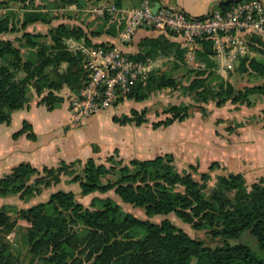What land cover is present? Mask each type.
Here are the masks:
<instances>
[{"label":"trees","instance_id":"16d2710c","mask_svg":"<svg viewBox=\"0 0 264 264\" xmlns=\"http://www.w3.org/2000/svg\"><path fill=\"white\" fill-rule=\"evenodd\" d=\"M40 1L42 7L17 11L9 4H34L35 0H0V34L19 33L35 23L50 24L54 19L49 7L54 4H79L78 0ZM237 1L240 0H221L217 7L225 9ZM114 5L119 8L121 0H114ZM106 33L117 35V31ZM100 34L59 24L46 36L24 32L15 39L18 47L12 41L0 40V123L8 125L12 112L28 106L31 91L41 97L39 103L48 110L64 102L57 95L64 87L73 96L77 95L86 81L84 56L80 51L70 50L66 41L73 40L83 47H108L91 42L90 37ZM42 37H48L50 44L37 40ZM138 47L139 51L130 57L142 65L156 61L168 51L182 60L185 52L163 36L144 38ZM21 49H34L35 60H23ZM204 58L208 63L207 54ZM236 71L240 75L254 74L263 82L237 88L223 79L208 82L202 71L189 84H183L173 77L151 72L143 82L135 83L127 99L142 102L155 91L181 90L196 103L213 102L221 108L227 102L250 106L251 96L264 97V52L243 58ZM165 114V120L152 123L153 129L182 122L190 116L186 105H173ZM137 115L136 110H131V116H114L112 121L121 126L147 123L144 117L136 119ZM24 133L35 139L26 123L13 138ZM219 167L213 163L207 172H198L189 166L182 173L176 168L173 156L165 154L149 160H130L128 166L118 170L119 179L109 182L106 177L116 172V168H107L93 159L84 164L82 177L74 172L73 164L61 163L56 169L38 171L28 163H21L0 179L1 198L38 195L42 188L56 185L62 175L70 174L82 196L112 190L123 203L142 209L147 217L173 214L191 229L205 230L224 244L212 249L189 237L168 219L156 224L129 213L120 214L118 207L110 202L101 209L91 202L88 208L76 202L72 192L59 190L46 203L20 208L14 213L8 206H0V231L9 233L17 225H23L28 244L21 259L9 251L6 243H0V264H264V185L258 182L247 186L243 176L235 173L219 175L210 184V173ZM78 225L87 231L83 237L77 234ZM136 230L143 233L136 237ZM236 240L240 241L228 243Z\"/></svg>","mask_w":264,"mask_h":264},{"label":"crops","instance_id":"0c3cea01","mask_svg":"<svg viewBox=\"0 0 264 264\" xmlns=\"http://www.w3.org/2000/svg\"><path fill=\"white\" fill-rule=\"evenodd\" d=\"M46 1L54 2L55 0ZM158 1L163 6L173 7L191 17L199 18L216 8L221 0H150L153 6ZM140 2L141 0H121L119 8L114 3L113 5L121 14V19H126L128 22L130 11L136 8ZM259 2L264 6V0H259ZM69 7H75V5ZM52 22L50 24L35 23L28 25L24 31L19 33L0 34V40L12 41L13 46L18 47L19 45L15 39L24 32L46 36L50 29L59 25H54ZM60 24L73 27L69 20H65ZM120 32L117 30L116 36L102 33L90 37L91 42L117 47L128 56H132L139 51L138 44L142 39L158 36L150 30L137 29L129 40L122 41L119 37ZM37 40L47 45L50 44L48 37ZM66 44L70 50L80 51L83 53L82 55L85 54L82 48H91L83 47L73 40H67ZM21 56L23 60L34 61L36 51L34 49H21ZM250 75L257 81L255 85L263 82L262 78L251 73ZM19 76H22V74H19ZM57 95L63 98L64 102L60 107L48 110L47 107L39 103L41 97L31 91L28 106L12 112L11 121L8 125L0 123V179L21 163H28L38 171H42L43 168L56 169L61 163L73 164L74 170L79 168L82 170L87 160L93 159L97 164H103L107 157H111L115 153L118 154L121 160L125 159L124 155H127L130 157L128 161L149 160L170 154L174 158L175 165L177 164L184 170H188L189 166H194L198 172H207L211 164L217 163L220 167L215 168L210 173L212 180L219 175L224 176L228 173H235L243 176L247 186L258 182H262L264 185V124L258 122L260 120L259 116H264V97L262 96L251 97L250 106L241 105L245 108L240 110L239 115L242 118L252 117L253 120L244 124L238 122L240 124L237 125L239 126L236 129L237 131L230 136L217 137L212 130L209 132L210 135L207 134L208 136L201 139V142L196 145L195 141L192 143L189 139V132L187 133L188 139L181 137L179 133L172 132L171 135H164L162 131L161 133L158 132L160 128L166 129L173 126L176 121L167 127L152 128L150 132L153 134L150 137L153 140L149 150L153 154L148 155L127 150V145L135 144V146L143 147L148 141L140 137L139 131H134L130 135L131 130L127 126L131 124L121 126L114 123L110 110H105L75 123L72 121L69 112V101L73 94L68 88L64 87ZM25 123L30 126L35 139H29L26 133L14 139L13 135ZM141 126H135L138 129H134L139 130ZM181 138L185 140L184 143H181ZM132 155L141 156L142 158L132 157ZM60 183L66 184V180H61ZM53 186L46 189L42 188L39 194L50 191ZM32 197L31 195L26 199ZM10 198L12 196L0 197V201ZM4 206H9V204Z\"/></svg>","mask_w":264,"mask_h":264},{"label":"rangeland","instance_id":"374dc122","mask_svg":"<svg viewBox=\"0 0 264 264\" xmlns=\"http://www.w3.org/2000/svg\"><path fill=\"white\" fill-rule=\"evenodd\" d=\"M79 4L75 7L64 6L59 3L54 4L49 7V13L53 17L54 25H58L65 20H69L73 26H81L86 32L94 31L106 33L110 31H117L119 28L124 27L125 20L121 19L122 16L118 12L103 11L98 13L101 5L112 6L114 0H78ZM102 2V3H101ZM43 3L40 0H36L34 4L31 3H17L12 2L9 6L17 11H22L24 8L32 7H42ZM158 36H163L170 42H175L179 45L180 49L185 50L181 59H176L174 52L168 51L166 54H161V56L153 62H148L144 65L145 70L140 71L139 75L140 81L143 82L144 78L151 72H155L157 76L173 77L176 80L183 82V84H189L197 75V73L204 71L205 76L208 77V82L216 83L219 80H227L237 88H243L245 86H253L257 84L250 74L240 75L237 73V68L240 64L242 58H239L235 62H227L223 59L216 57L215 52L210 43L204 45L202 41H197L193 47H188L181 40L176 37L175 34L167 33L161 34ZM255 43V42H254ZM257 47H252L255 53L264 52V42L258 40L256 42ZM254 53V54H255ZM207 54L208 63L205 62L204 56ZM207 64H210L208 67ZM262 83V82H261ZM259 84V83H258ZM257 97V96H251ZM249 99L250 103L252 99ZM173 105H186L189 110V118L185 119L182 122H175L173 126H170L166 129H159L158 132L162 131L164 135H171L172 132L179 133L181 137L187 138V133L189 132V139L193 143L195 141L196 145L201 142V139L206 138L212 130L215 132L217 137L221 136H230L234 134L237 130L238 124H244L252 122L253 118H242L239 115L242 107L240 104H231L227 102L221 108H217L215 103H196L194 98L186 97L181 90H159L155 91L152 94L148 95L145 100L142 102H134L128 100L127 96L121 98L119 103L115 106L108 108L112 116L121 117L123 115L131 116V110L137 111V118L144 117L147 121L143 126L139 128L135 127L134 124L127 126L131 130V134L134 131L140 132V137L147 139L146 145L135 146L127 145V150L134 151L136 153H143L152 155L153 152L149 150V146L152 142L150 137V130L152 129V123L163 121L166 119L167 115L165 112L172 107ZM246 106V104H243ZM244 112L245 109H243ZM260 124H264V116H259ZM239 119V121H237ZM240 122V123H238ZM137 128V129H134ZM134 134V133H133ZM185 140L181 138V143H184ZM125 159H120L118 154L115 153L113 156L107 157L106 161L103 163L107 168L114 166L116 172L108 175L106 180L109 182H114L119 179L120 174L118 170L123 166H128L129 158L127 155H124ZM142 158L141 156L132 155V157ZM178 170L182 173L187 172V170L182 169L177 164L175 165ZM74 170V168H73ZM132 170V169H131ZM74 172L83 176V169L79 168L74 170ZM62 181L66 180V184L58 183L54 185L50 191H46L43 194L33 195L31 199H26L27 197H20V195H14L12 198L7 200H1L0 206L9 204V210L13 213L22 207H30L34 204L41 202L46 203L50 195L56 190H69L67 192H75L74 199L76 202L81 203L85 207H90L91 202H94L96 209H101L106 202H110L116 207H118L120 214L129 213L141 220H148L151 223L160 224L164 219H168L176 227L183 230L189 237L194 240L200 241L204 246L210 247L212 249L221 247L224 242L218 238H213L205 230H193L189 225L183 223L175 215L170 214L168 216L157 215L153 217H147L144 211L140 208H133L131 205L123 203L118 196L114 194L112 190L106 192H93L87 196H82L80 193V188L77 182L73 181V175H62L60 178ZM60 180V181H61ZM33 182L31 179L30 184ZM214 180L211 179L210 184H213ZM66 192V191H64ZM49 213L50 207H49ZM76 231L79 237L86 235L87 231L84 228H81L79 225L76 227ZM143 232L141 230L135 231V236L139 237ZM240 240L228 241L230 244H236ZM6 243L8 245L9 251L13 255H19L22 259L25 256V253L28 249L27 239H26V228L23 225H17L15 229L9 233L5 231H0V243Z\"/></svg>","mask_w":264,"mask_h":264},{"label":"built area","instance_id":"2783aa9c","mask_svg":"<svg viewBox=\"0 0 264 264\" xmlns=\"http://www.w3.org/2000/svg\"><path fill=\"white\" fill-rule=\"evenodd\" d=\"M152 8L150 0H141L130 11L129 20L125 19L119 35L122 41L129 40L137 29H147L157 35L172 33L188 47L197 41L210 42L216 57L230 63L259 54L252 47H257L258 40L264 42V6L259 0H240L225 9L216 7L199 18L163 5L154 14ZM105 10L119 12L114 5L103 4L98 13ZM82 49L86 81L69 101V112L75 123L118 104L140 82V71L145 70L144 65L117 47Z\"/></svg>","mask_w":264,"mask_h":264},{"label":"water","instance_id":"95a60500","mask_svg":"<svg viewBox=\"0 0 264 264\" xmlns=\"http://www.w3.org/2000/svg\"><path fill=\"white\" fill-rule=\"evenodd\" d=\"M160 7H161V3L159 1L156 2L152 8V12L155 14Z\"/></svg>","mask_w":264,"mask_h":264}]
</instances>
